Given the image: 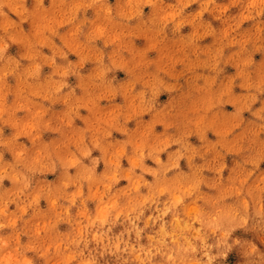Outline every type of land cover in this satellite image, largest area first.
<instances>
[{
    "label": "rangeland",
    "instance_id": "1",
    "mask_svg": "<svg viewBox=\"0 0 264 264\" xmlns=\"http://www.w3.org/2000/svg\"><path fill=\"white\" fill-rule=\"evenodd\" d=\"M0 264H264V0H0Z\"/></svg>",
    "mask_w": 264,
    "mask_h": 264
},
{
    "label": "bare ground",
    "instance_id": "2",
    "mask_svg": "<svg viewBox=\"0 0 264 264\" xmlns=\"http://www.w3.org/2000/svg\"><path fill=\"white\" fill-rule=\"evenodd\" d=\"M168 182H169V180H168ZM101 246H102V245H101ZM103 246H104V245H103ZM104 247H105V246H104ZM101 248H102V247H101ZM132 248H133V247H132ZM154 249H155V247H154ZM135 251H136V250H135ZM137 251H138V250H137ZM112 253H113V252H112ZM149 254H150V253H149ZM109 257H111V256H109ZM159 257H160V256H159ZM159 257H158V258H159ZM151 260H152V259H151Z\"/></svg>",
    "mask_w": 264,
    "mask_h": 264
}]
</instances>
